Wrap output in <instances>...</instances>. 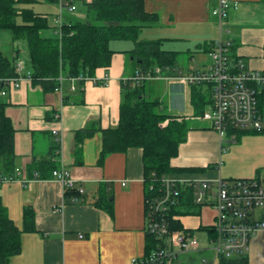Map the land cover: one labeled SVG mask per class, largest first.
Instances as JSON below:
<instances>
[{
  "label": "crops",
  "instance_id": "crops-1",
  "mask_svg": "<svg viewBox=\"0 0 264 264\" xmlns=\"http://www.w3.org/2000/svg\"><path fill=\"white\" fill-rule=\"evenodd\" d=\"M92 1L61 0L59 4L47 7V11L56 12L62 23H68L85 19L87 13L82 3ZM71 2L75 3V12L70 11L68 3ZM236 2L238 8L230 11L223 35L232 43L235 59L244 60L248 69L263 70L264 0ZM145 3L147 12L157 15L158 22L143 30L140 41L184 45L186 51L166 50L188 55V66L182 69L178 64L177 71L189 74L194 69H202V54H210L206 47L220 37L219 23L212 16L217 0H146ZM79 9L84 13L80 14ZM38 13L50 15L49 12ZM150 35L156 36L150 40ZM118 42L111 46L115 54L110 67L97 70L94 81L88 79L81 87L78 81L64 80L62 92H58L47 90L44 85L27 78L32 72L27 66L24 42H9L5 49L0 36L3 53L14 58L15 49H18L17 63L22 60L25 64L21 87H8V93L2 97L8 104L7 116L16 130L13 148L17 156L18 180L2 185L0 195L9 216L19 227L23 226L26 208L32 209L36 225L35 232L22 235L20 254L7 264H133L134 259L147 256L148 217L142 149L131 148L126 153L110 154L104 166L98 165L103 130L117 128L120 122L124 81L142 71L130 54L135 45ZM106 78L108 81L103 85L101 81ZM157 82L165 83L168 90L167 105L162 103L163 112L168 110L166 114L176 115L180 121L185 119L188 123L190 120L201 121L191 99L195 88L199 90L200 87L150 80L144 82L145 86L147 84L146 96L151 92L147 87ZM202 123L206 125L192 124L187 141L180 146L178 157L172 160V167L183 170L170 176L177 181L216 179L212 176L214 170L220 171L222 176L223 156L227 152L221 153L217 133L207 122ZM85 129H93V132L78 144L77 133ZM246 135L240 133L234 145L241 144V137ZM250 142L251 139L246 140L236 153L230 154L231 160L239 153L246 155L245 147ZM227 145L229 143L223 146ZM250 164L252 170L249 173L256 170L259 173L264 167V155ZM186 169L203 172L205 178L184 177L190 173ZM56 170L69 171L76 181V188L83 190L80 197L66 198L67 189L55 181L52 174ZM106 198L113 201L112 211L106 210L100 202ZM203 213L208 214L210 223L214 221L212 207H199L195 213L181 216L180 221L194 233L196 230L206 232L204 228L210 223L203 226L198 219ZM187 217L192 220L186 221ZM248 255L250 264H264L263 233L253 237ZM205 258L213 257L203 251L189 253L177 264H204Z\"/></svg>",
  "mask_w": 264,
  "mask_h": 264
},
{
  "label": "trees",
  "instance_id": "trees-1",
  "mask_svg": "<svg viewBox=\"0 0 264 264\" xmlns=\"http://www.w3.org/2000/svg\"><path fill=\"white\" fill-rule=\"evenodd\" d=\"M61 0H0V36L9 31L13 43L24 42L27 49V66L31 69V80L44 85L47 90H56L60 78L77 79L83 87L86 80L93 78L99 69L109 68L115 51L111 43L133 42L135 48L131 57L142 71L162 69V75L173 77L178 70L179 53L162 49V41L142 42L140 33L153 27L158 16L147 12L146 0H93L82 3L86 9L85 19L53 25L47 14L36 12L34 4H59ZM75 3H68L73 6ZM21 19V23L18 22ZM52 30L55 35L42 36V31ZM211 52L213 43L207 46ZM8 57L0 49V187L4 178L18 179L17 156L14 150L15 127L7 116V103L2 92L9 87L8 80L18 77L17 59ZM120 122L117 128L103 130V145L99 166H104L107 157L114 153H126L131 148L143 151L145 202L163 193V178L183 171L172 167V160L179 155L180 146L187 141L191 131L189 123L176 115L166 114L159 99L145 97L146 86L124 84ZM80 91V90H79ZM192 102L197 116L202 115L210 105L196 90ZM260 109L264 110V93L260 97ZM93 129L78 131V144L89 137ZM81 145H79L80 147ZM55 167H53V170ZM192 170V169H191ZM191 170L186 169L191 173ZM194 171V170H192ZM196 172V171H194ZM11 184V183H10ZM67 189V188H66ZM193 194L184 203L170 211L168 220L171 231L191 232L180 218L192 214L199 207L194 204ZM80 197L78 189H67L66 198ZM108 211H112L110 198L101 200ZM99 205V201L97 202ZM146 215L150 217L149 206L145 204ZM23 226L19 227L9 216L8 208L0 195V264H7L22 250V235L35 232V217L31 208L23 213ZM206 229V228H204ZM147 256L159 248L161 239L146 232ZM217 264H250L248 253L229 259L220 256Z\"/></svg>",
  "mask_w": 264,
  "mask_h": 264
},
{
  "label": "built area",
  "instance_id": "built-area-1",
  "mask_svg": "<svg viewBox=\"0 0 264 264\" xmlns=\"http://www.w3.org/2000/svg\"><path fill=\"white\" fill-rule=\"evenodd\" d=\"M75 12L76 7L70 6ZM236 0H217L212 16L220 27V37L214 41L211 65L207 68L194 69L189 74L176 71L173 77L162 75V69L139 71L124 84L139 85L150 80H169L186 87H201L212 93L210 111L203 112L198 120L207 122L215 131L221 143V153L229 150L224 144H234L240 133H257L263 130V112L260 109V97L264 93V69H248L246 62L235 59L232 43L223 33L232 9H237ZM60 23H62L60 17ZM18 77L8 80L9 87H21L23 62L17 63ZM31 80V74H27ZM94 81V77L90 78ZM72 83L77 79H71ZM108 79L101 83L105 85ZM64 79L60 78L62 92ZM72 90L75 87L72 86ZM8 92H2L5 96ZM58 135V133H55ZM59 144L61 139L58 138ZM18 172V170H17ZM55 181L67 189H77L76 181L69 171L56 170ZM18 179L4 178L3 184L16 182ZM162 195L145 202L149 206L150 217L146 223V232L161 239V246L153 251L149 259H134L133 264H177L182 255L201 251V245L194 232L171 231L168 216L171 209L178 208L185 202L188 194H193L194 204L198 207H212L214 221L207 225L206 233L210 248L214 252L212 259H203L204 264H217L220 256L233 259L248 253L251 240L257 233L264 235V177L262 175L248 179H216L177 181L170 176L163 178ZM80 193L83 190L78 189Z\"/></svg>",
  "mask_w": 264,
  "mask_h": 264
},
{
  "label": "rangeland",
  "instance_id": "rangeland-1",
  "mask_svg": "<svg viewBox=\"0 0 264 264\" xmlns=\"http://www.w3.org/2000/svg\"><path fill=\"white\" fill-rule=\"evenodd\" d=\"M44 5V6H42ZM53 6V4H34L32 6H30L31 8H33L36 12H49L50 16V21L53 25L60 23V18H58L59 16L56 14V12H50L47 11V7ZM80 10V14L84 13L81 9ZM21 19H18V22H20ZM21 23V22H20ZM145 32V31H144ZM10 35H12L9 31L7 32H2L1 33V44L2 46L6 49V46L9 45V42H12V39L10 37ZM55 35V33L52 30H44L42 31V36L44 37H51ZM143 31L140 33L139 39L143 38ZM156 35H150L149 38L150 40H152V38H155ZM10 37V38H9ZM118 43H123V42H118ZM125 43H130V42H125ZM133 42H131L130 44H132ZM112 46V43L111 45ZM8 49V48H7ZM164 50H185L186 51V47L184 45L181 44H175L172 45L171 43H165L163 45ZM203 57L200 59V64L203 65L204 67L202 68H207L208 66L211 65V56L210 54H202ZM188 55L186 53H181L178 57V64L180 66V68L185 69L188 66ZM196 57H198V55H196ZM24 58V57H23ZM21 62H23L21 60ZM24 63V62H23ZM204 63V64H203ZM199 64V63H198ZM25 65V64H24ZM147 86V84H146ZM199 88V87H198ZM147 89H150V94L148 93L147 96L145 95L146 99L148 100H154V98H160V100H162V103H164V105H167V100L168 99V90H167V86H165V83H161V82H157L154 83L152 85H149V87H147ZM202 89V97H204L207 101H210L212 98V93L209 89H207L205 86L202 85V88H199V91ZM211 107H207V111H210ZM168 110H165L164 113H167ZM263 117H264V110H263ZM193 123H198V125H202V121H191L189 122V126L192 127ZM206 125V124H203ZM263 128H264V119H263ZM264 136V131L258 132L256 134L253 133H249L246 136H242L240 139V143L241 144H229L227 145V147H229V150L227 151V153L223 156V161H224V166L221 167V174H222V178H254L256 176L262 175V177H264V167H262V170H260L259 173H257L258 171H254L252 173H249L252 170V166L250 164L251 161L256 160L257 158H260L264 155V138L260 139L259 137ZM251 139V142L246 144L247 147L246 151L248 150V153L245 155L243 153H239L237 154V157L233 160H231V156L230 154L232 153H236L237 149L240 148V146H242V144H245V141ZM251 155L255 156L252 157ZM263 171V172H262ZM205 174L203 172H196V173H189V174H185L184 177H197V178H205L203 177ZM215 177L220 176V171L218 170H214L213 171V175ZM198 219L201 221V224L203 226L207 225L208 223H210V219L207 213H203L200 217H198ZM186 221H190L192 220L191 218H185ZM209 225V224H208ZM195 237L198 239V241L200 242L201 245V251H203V254H208L209 256H214V252H212L210 246V243L208 241V237H207V233L199 230H196L194 233ZM182 257L183 255L179 258V262H182ZM188 264V263H185Z\"/></svg>",
  "mask_w": 264,
  "mask_h": 264
}]
</instances>
